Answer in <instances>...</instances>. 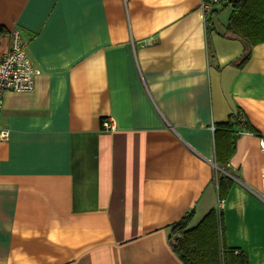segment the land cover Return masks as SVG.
<instances>
[{"label":"crops","instance_id":"obj_1","mask_svg":"<svg viewBox=\"0 0 264 264\" xmlns=\"http://www.w3.org/2000/svg\"><path fill=\"white\" fill-rule=\"evenodd\" d=\"M203 2L0 0L41 71L0 111V264H186L168 226L211 208L264 264V42L239 65ZM239 108L262 136H239L221 209L211 126Z\"/></svg>","mask_w":264,"mask_h":264},{"label":"trees","instance_id":"obj_2","mask_svg":"<svg viewBox=\"0 0 264 264\" xmlns=\"http://www.w3.org/2000/svg\"><path fill=\"white\" fill-rule=\"evenodd\" d=\"M230 6V16L223 35L244 42L245 52L239 65H243L252 54L253 48L264 42V0H220ZM219 12L214 7L207 13V28L213 29V18ZM7 33L0 25V39ZM261 133L248 122L242 109L235 111L228 120L216 125L215 152L216 181L219 197L226 198L235 182L230 160L237 148V141L243 132ZM193 212L170 224L168 240L173 251L186 264H249L248 254L226 242L222 210L211 208L201 220L192 225Z\"/></svg>","mask_w":264,"mask_h":264},{"label":"built area","instance_id":"obj_3","mask_svg":"<svg viewBox=\"0 0 264 264\" xmlns=\"http://www.w3.org/2000/svg\"><path fill=\"white\" fill-rule=\"evenodd\" d=\"M220 0H204L203 8L205 15L209 13ZM28 41L22 35L19 28H13L8 40L0 39V111L4 107V95L6 91H34L36 88V77L41 72L34 64L29 51ZM112 121L105 120L104 127L112 128ZM213 131L216 125L212 124ZM10 129L0 124V140L8 139ZM264 146V142H263ZM232 175V174H231ZM233 176V175H232ZM218 206L222 209L225 198L219 197Z\"/></svg>","mask_w":264,"mask_h":264},{"label":"rangeland","instance_id":"obj_4","mask_svg":"<svg viewBox=\"0 0 264 264\" xmlns=\"http://www.w3.org/2000/svg\"><path fill=\"white\" fill-rule=\"evenodd\" d=\"M219 8V12L217 13V18L216 21L218 22L219 25H223L226 24L229 20V16H230V8L224 6L223 4L218 3V5L216 6ZM216 169H220V167L217 165Z\"/></svg>","mask_w":264,"mask_h":264}]
</instances>
